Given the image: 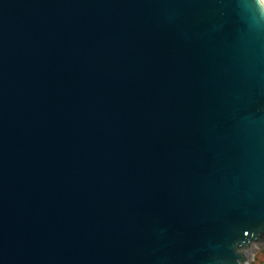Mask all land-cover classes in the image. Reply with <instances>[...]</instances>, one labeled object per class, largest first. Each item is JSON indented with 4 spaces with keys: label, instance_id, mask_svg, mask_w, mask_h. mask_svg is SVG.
<instances>
[{
    "label": "water",
    "instance_id": "95a60500",
    "mask_svg": "<svg viewBox=\"0 0 264 264\" xmlns=\"http://www.w3.org/2000/svg\"><path fill=\"white\" fill-rule=\"evenodd\" d=\"M258 248L264 0H0V264Z\"/></svg>",
    "mask_w": 264,
    "mask_h": 264
},
{
    "label": "rangeland",
    "instance_id": "374dc122",
    "mask_svg": "<svg viewBox=\"0 0 264 264\" xmlns=\"http://www.w3.org/2000/svg\"><path fill=\"white\" fill-rule=\"evenodd\" d=\"M252 264H264V248L257 249Z\"/></svg>",
    "mask_w": 264,
    "mask_h": 264
}]
</instances>
